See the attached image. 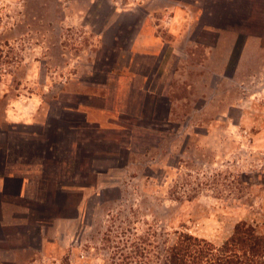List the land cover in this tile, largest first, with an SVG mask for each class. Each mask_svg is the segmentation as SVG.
<instances>
[{
  "label": "crops",
  "instance_id": "crops-1",
  "mask_svg": "<svg viewBox=\"0 0 264 264\" xmlns=\"http://www.w3.org/2000/svg\"><path fill=\"white\" fill-rule=\"evenodd\" d=\"M172 12L119 27L125 42L113 38L66 87L70 106L0 104L1 254L45 253L121 200L142 157L182 135L191 104L222 79L264 78V0H209L199 21Z\"/></svg>",
  "mask_w": 264,
  "mask_h": 264
},
{
  "label": "rangeland",
  "instance_id": "rangeland-1",
  "mask_svg": "<svg viewBox=\"0 0 264 264\" xmlns=\"http://www.w3.org/2000/svg\"><path fill=\"white\" fill-rule=\"evenodd\" d=\"M206 1L0 0V104L70 106L66 87L95 65L119 27L161 22L174 8L199 21ZM195 107L182 135L142 157L121 200L64 230L45 253H0V264H163L180 233L218 248L240 223L264 234V78L238 87L224 78Z\"/></svg>",
  "mask_w": 264,
  "mask_h": 264
},
{
  "label": "trees",
  "instance_id": "trees-1",
  "mask_svg": "<svg viewBox=\"0 0 264 264\" xmlns=\"http://www.w3.org/2000/svg\"><path fill=\"white\" fill-rule=\"evenodd\" d=\"M163 264H264V234L248 223L236 226L232 237L220 248L180 233L165 250Z\"/></svg>",
  "mask_w": 264,
  "mask_h": 264
},
{
  "label": "flooded vegetation",
  "instance_id": "flooded-vegetation-1",
  "mask_svg": "<svg viewBox=\"0 0 264 264\" xmlns=\"http://www.w3.org/2000/svg\"><path fill=\"white\" fill-rule=\"evenodd\" d=\"M122 25H123V24H122ZM120 26H121V25H120ZM111 33H112V32H111ZM113 35H114V36H117V35H120V36H121V35H122V32H120L119 30H116L115 32H113ZM114 36H113V37H114Z\"/></svg>",
  "mask_w": 264,
  "mask_h": 264
}]
</instances>
